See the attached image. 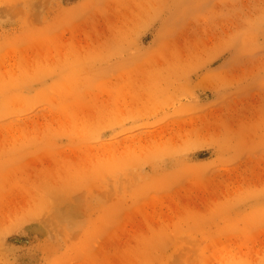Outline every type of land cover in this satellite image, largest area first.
<instances>
[{"label": "rangeland", "instance_id": "rangeland-1", "mask_svg": "<svg viewBox=\"0 0 264 264\" xmlns=\"http://www.w3.org/2000/svg\"><path fill=\"white\" fill-rule=\"evenodd\" d=\"M0 264H264V0H0Z\"/></svg>", "mask_w": 264, "mask_h": 264}]
</instances>
